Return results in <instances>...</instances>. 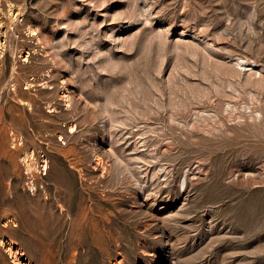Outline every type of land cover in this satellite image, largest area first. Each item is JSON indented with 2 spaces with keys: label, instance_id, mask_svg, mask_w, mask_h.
Masks as SVG:
<instances>
[{
  "label": "rangeland",
  "instance_id": "374dc122",
  "mask_svg": "<svg viewBox=\"0 0 264 264\" xmlns=\"http://www.w3.org/2000/svg\"><path fill=\"white\" fill-rule=\"evenodd\" d=\"M0 264H264V0H0Z\"/></svg>",
  "mask_w": 264,
  "mask_h": 264
},
{
  "label": "bare ground",
  "instance_id": "6f19581e",
  "mask_svg": "<svg viewBox=\"0 0 264 264\" xmlns=\"http://www.w3.org/2000/svg\"><path fill=\"white\" fill-rule=\"evenodd\" d=\"M241 62H242V61H241ZM239 64H240V62H239ZM241 64H242V63H241ZM241 64H240V65H241ZM240 65H239V66H240ZM242 65L244 66V65H246V64H242ZM70 132H71V131H70ZM19 133H20V132H19ZM21 150H22V149H21ZM94 208H95V207H94ZM108 227H110V223H109V222H106V226H105V228H108ZM106 231H107V230H106ZM110 232H111V231H110Z\"/></svg>",
  "mask_w": 264,
  "mask_h": 264
}]
</instances>
